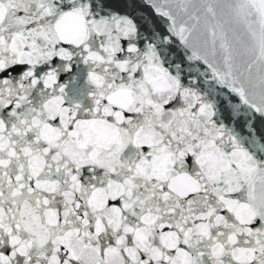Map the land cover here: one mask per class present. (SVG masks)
Here are the masks:
<instances>
[{"label": "snow or ice", "instance_id": "1", "mask_svg": "<svg viewBox=\"0 0 264 264\" xmlns=\"http://www.w3.org/2000/svg\"><path fill=\"white\" fill-rule=\"evenodd\" d=\"M0 264H264V0H0Z\"/></svg>", "mask_w": 264, "mask_h": 264}]
</instances>
